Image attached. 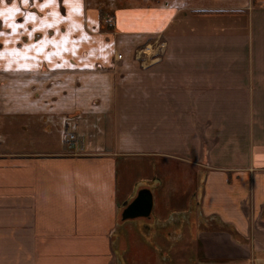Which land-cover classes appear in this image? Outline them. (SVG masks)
<instances>
[{"label":"crops","instance_id":"1","mask_svg":"<svg viewBox=\"0 0 264 264\" xmlns=\"http://www.w3.org/2000/svg\"><path fill=\"white\" fill-rule=\"evenodd\" d=\"M154 3L0 0V264H126L175 213L264 264V0Z\"/></svg>","mask_w":264,"mask_h":264},{"label":"rangeland","instance_id":"2","mask_svg":"<svg viewBox=\"0 0 264 264\" xmlns=\"http://www.w3.org/2000/svg\"><path fill=\"white\" fill-rule=\"evenodd\" d=\"M154 1L157 0H88V4L103 8L107 19L113 16L119 7H146L155 4ZM183 1L197 4L204 2V0ZM205 1L208 3L213 0ZM230 1L214 0L215 3ZM69 138L73 140L71 135ZM198 173L197 170L190 172L192 178L190 183ZM147 184L150 185L151 182L147 181ZM179 198L183 199L181 196ZM173 216L169 224L157 220L151 224L146 218L132 220L140 239L136 243H129L125 256L123 255L126 264H232L230 258L223 257L232 245L225 242L224 235L220 234L225 232L234 236L232 227L213 215L203 218L197 214L196 218L190 221L186 213H175ZM156 231L159 236H156ZM239 264H255V261L248 258L240 261Z\"/></svg>","mask_w":264,"mask_h":264},{"label":"water","instance_id":"3","mask_svg":"<svg viewBox=\"0 0 264 264\" xmlns=\"http://www.w3.org/2000/svg\"><path fill=\"white\" fill-rule=\"evenodd\" d=\"M153 208V195L150 189H141L135 199L125 207L122 219H134L137 217H148Z\"/></svg>","mask_w":264,"mask_h":264},{"label":"trees","instance_id":"4","mask_svg":"<svg viewBox=\"0 0 264 264\" xmlns=\"http://www.w3.org/2000/svg\"><path fill=\"white\" fill-rule=\"evenodd\" d=\"M98 10H99V18H100V21H101V27L104 28V29H112L113 27L110 25V23L108 22V19H105L106 17V11L101 8V7H98Z\"/></svg>","mask_w":264,"mask_h":264},{"label":"snow or ice","instance_id":"5","mask_svg":"<svg viewBox=\"0 0 264 264\" xmlns=\"http://www.w3.org/2000/svg\"><path fill=\"white\" fill-rule=\"evenodd\" d=\"M23 2H24V3H27V2H28V0H23ZM17 10H18V9H17Z\"/></svg>","mask_w":264,"mask_h":264},{"label":"built area","instance_id":"6","mask_svg":"<svg viewBox=\"0 0 264 264\" xmlns=\"http://www.w3.org/2000/svg\"><path fill=\"white\" fill-rule=\"evenodd\" d=\"M71 139H74V136L73 135L71 136Z\"/></svg>","mask_w":264,"mask_h":264},{"label":"flooded vegetation","instance_id":"7","mask_svg":"<svg viewBox=\"0 0 264 264\" xmlns=\"http://www.w3.org/2000/svg\"><path fill=\"white\" fill-rule=\"evenodd\" d=\"M108 22L110 23L111 21L108 19ZM111 25V24H110ZM112 26V25H111Z\"/></svg>","mask_w":264,"mask_h":264}]
</instances>
